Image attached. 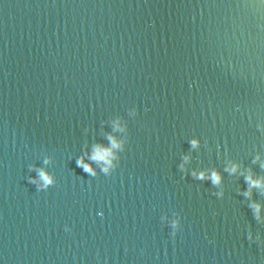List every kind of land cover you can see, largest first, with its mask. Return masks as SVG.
Here are the masks:
<instances>
[{
    "label": "water",
    "instance_id": "95a60500",
    "mask_svg": "<svg viewBox=\"0 0 264 264\" xmlns=\"http://www.w3.org/2000/svg\"><path fill=\"white\" fill-rule=\"evenodd\" d=\"M249 176L264 0H0V264H264Z\"/></svg>",
    "mask_w": 264,
    "mask_h": 264
},
{
    "label": "clouds",
    "instance_id": "9594fccd",
    "mask_svg": "<svg viewBox=\"0 0 264 264\" xmlns=\"http://www.w3.org/2000/svg\"><path fill=\"white\" fill-rule=\"evenodd\" d=\"M192 146L193 147H196L198 145V141L196 140H193L191 142ZM112 147L113 148H116V147H119V144L113 139V142H112ZM112 152L110 150H105V151H97L92 159L94 160H97L99 162H104L107 166L104 168V171L105 172H108L109 171V168L111 167L112 165ZM185 159H188L187 157ZM78 165L80 167H82L84 169V171L86 172H89L93 175H95V172L94 170L92 169L91 165H88V164H85L84 163V160L83 158H81L79 161H78ZM237 168H238V165H233L231 166L228 170L235 173L237 171ZM206 177V174L205 173H200L198 178L200 179H204ZM212 182L214 184H219L221 182V176L217 173V172H212L211 176L209 177ZM40 180L42 181V184H41V187H48L49 185H51L54 181H53V178L48 175L43 169H41L40 171ZM247 180L249 182V187L250 188H253V187H264V181L262 180H255L253 179L251 176L247 177ZM34 183L36 181H33ZM245 195H251V192H247L245 193ZM255 209H256V212L257 214L259 213V208L260 206L259 205H254ZM178 222H174L173 223V226H177Z\"/></svg>",
    "mask_w": 264,
    "mask_h": 264
}]
</instances>
